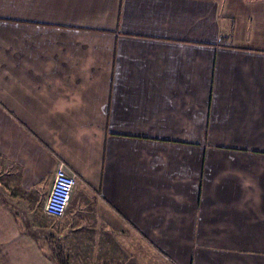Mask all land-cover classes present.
Listing matches in <instances>:
<instances>
[{
	"label": "crops",
	"instance_id": "obj_1",
	"mask_svg": "<svg viewBox=\"0 0 264 264\" xmlns=\"http://www.w3.org/2000/svg\"><path fill=\"white\" fill-rule=\"evenodd\" d=\"M0 264H264V0H0Z\"/></svg>",
	"mask_w": 264,
	"mask_h": 264
},
{
	"label": "built area",
	"instance_id": "obj_2",
	"mask_svg": "<svg viewBox=\"0 0 264 264\" xmlns=\"http://www.w3.org/2000/svg\"><path fill=\"white\" fill-rule=\"evenodd\" d=\"M75 184L76 178L67 173L63 166L56 170L45 204L49 214L62 217L66 213Z\"/></svg>",
	"mask_w": 264,
	"mask_h": 264
},
{
	"label": "rangeland",
	"instance_id": "obj_3",
	"mask_svg": "<svg viewBox=\"0 0 264 264\" xmlns=\"http://www.w3.org/2000/svg\"><path fill=\"white\" fill-rule=\"evenodd\" d=\"M50 226H51L52 228H54V227H55V224H54V223H52Z\"/></svg>",
	"mask_w": 264,
	"mask_h": 264
}]
</instances>
